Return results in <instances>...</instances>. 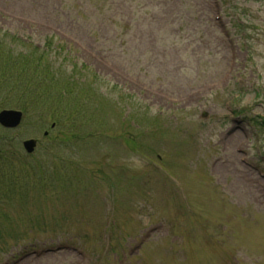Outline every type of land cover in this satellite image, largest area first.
<instances>
[{"label": "rangeland", "instance_id": "1", "mask_svg": "<svg viewBox=\"0 0 264 264\" xmlns=\"http://www.w3.org/2000/svg\"><path fill=\"white\" fill-rule=\"evenodd\" d=\"M0 37L89 96L0 126V264H264V0H0Z\"/></svg>", "mask_w": 264, "mask_h": 264}, {"label": "trees", "instance_id": "2", "mask_svg": "<svg viewBox=\"0 0 264 264\" xmlns=\"http://www.w3.org/2000/svg\"><path fill=\"white\" fill-rule=\"evenodd\" d=\"M3 42L4 38L0 37V84L4 81L5 73H7V78L10 82V71L8 65H10V69H14L11 70L14 71V73H16V70H20V78H18L17 80L13 79V81H15L14 84L21 89V95L18 94L17 100L13 101L8 98L11 97L13 89H11L10 87L6 90H3L2 93L6 98L1 97L0 105L21 108L25 112L26 109H32L26 108L27 104L22 103V99L27 97V99H29V106L32 105L37 111L40 108L45 109L47 112H49L50 117H52L51 121L55 122L56 125L61 127L62 124H71L70 122L73 117V111H70L68 113L65 110L67 102L64 101L65 98L63 97L66 96V98H69L75 95L77 96V98L83 99L84 103H87V100H89V96H87L88 90H86L85 87L81 85L77 86L74 82L69 84L70 80L68 76H66L67 78H62L59 75H55V68L52 65L53 61H51V59L49 58V52L47 51V49L49 48L48 45L46 46L45 51L43 52H38V49L36 48H31L29 51H27L25 44L17 38L18 46L25 48V51H18L17 53H13L11 50H9L11 48L8 46V44H5V42ZM74 86L76 87L74 91H71L70 89L68 90L67 88L70 87L73 89ZM31 88H33V92L35 93L31 96L23 97L25 91ZM56 95L59 96L56 97ZM83 107L81 109L82 111H84ZM94 111L95 109L92 111V113H94ZM86 112L88 111H85V113ZM92 116L93 115H91L90 118L86 120V122L80 125L88 126L87 121L91 120ZM74 120L77 122L76 118H74ZM40 170L41 166L38 167L39 172ZM9 175L10 178L4 181L3 178L0 176V182L3 183L0 184L8 188L11 177L14 179L16 177L15 174ZM44 176H42V180H44Z\"/></svg>", "mask_w": 264, "mask_h": 264}, {"label": "water", "instance_id": "3", "mask_svg": "<svg viewBox=\"0 0 264 264\" xmlns=\"http://www.w3.org/2000/svg\"><path fill=\"white\" fill-rule=\"evenodd\" d=\"M22 113L19 110L3 109L0 111V124L4 127H15L19 124ZM25 150L30 153L34 150L36 140L26 139L22 142Z\"/></svg>", "mask_w": 264, "mask_h": 264}]
</instances>
